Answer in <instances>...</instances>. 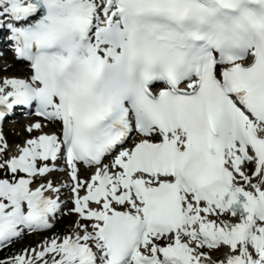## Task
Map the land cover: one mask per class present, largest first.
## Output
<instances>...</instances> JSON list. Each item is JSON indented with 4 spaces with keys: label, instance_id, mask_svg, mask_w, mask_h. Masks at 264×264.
Wrapping results in <instances>:
<instances>
[{
    "label": "snow or ice",
    "instance_id": "snow-or-ice-1",
    "mask_svg": "<svg viewBox=\"0 0 264 264\" xmlns=\"http://www.w3.org/2000/svg\"><path fill=\"white\" fill-rule=\"evenodd\" d=\"M5 47L0 264H264V0H0Z\"/></svg>",
    "mask_w": 264,
    "mask_h": 264
},
{
    "label": "rangeland",
    "instance_id": "rangeland-1",
    "mask_svg": "<svg viewBox=\"0 0 264 264\" xmlns=\"http://www.w3.org/2000/svg\"><path fill=\"white\" fill-rule=\"evenodd\" d=\"M2 66L1 60H0V67ZM12 68H15L14 64H12ZM11 71V68L9 69ZM8 70V71H9ZM1 71V70H0ZM4 73V72H2ZM19 125V124H18ZM17 126L15 124H9L6 128H5V134H6V138L8 139H13L16 144L17 143H22L23 139L25 137H27L29 134H27V132L24 130L25 129V124H21V128L20 129H15L13 127ZM66 208H68V206H66ZM64 221L66 225H63V234L68 232L72 226V224L75 221V216L74 215H69L67 214V212H65V214L61 217V219L59 221H57L56 225L54 226V228L61 222ZM45 234V233H44ZM44 234L41 235H31V236H25L22 239L16 241L17 244H24V243H30L32 244V246H35L37 244L40 243V241L45 238Z\"/></svg>",
    "mask_w": 264,
    "mask_h": 264
},
{
    "label": "bare ground",
    "instance_id": "bare-ground-1",
    "mask_svg": "<svg viewBox=\"0 0 264 264\" xmlns=\"http://www.w3.org/2000/svg\"><path fill=\"white\" fill-rule=\"evenodd\" d=\"M34 120H36L35 118H27V119H23V118H21V119H19V120H17V121H15L14 123H17V126L15 127H13V128H15V129H20L21 128V124L23 125V124H25V125H27L28 123H30V122H32V121H34ZM12 124V123H11ZM19 124V125H18ZM46 129L47 128H45L44 129V131H46ZM28 134V133H27ZM16 143H14V144H10V145H15ZM18 144V143H17ZM65 177H66V175H63V174H60V173H58V172H56V173H54L53 174V176L51 177L52 179H60V180H64L65 179ZM63 194L65 195V201H66V203H67V201L69 200V196H70V193H69V190L68 189H64L63 190Z\"/></svg>",
    "mask_w": 264,
    "mask_h": 264
},
{
    "label": "trees",
    "instance_id": "trees-1",
    "mask_svg": "<svg viewBox=\"0 0 264 264\" xmlns=\"http://www.w3.org/2000/svg\"><path fill=\"white\" fill-rule=\"evenodd\" d=\"M11 248H12V247H10L8 250L10 251V250H11ZM14 248H16V247H14ZM16 249H17V248H16Z\"/></svg>",
    "mask_w": 264,
    "mask_h": 264
}]
</instances>
